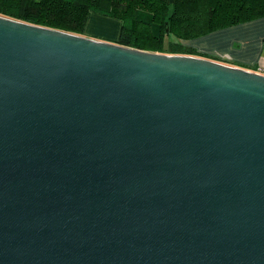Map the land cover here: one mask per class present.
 I'll list each match as a JSON object with an SVG mask.
<instances>
[{
  "label": "water",
  "instance_id": "water-1",
  "mask_svg": "<svg viewBox=\"0 0 264 264\" xmlns=\"http://www.w3.org/2000/svg\"><path fill=\"white\" fill-rule=\"evenodd\" d=\"M0 264H264V74L0 14Z\"/></svg>",
  "mask_w": 264,
  "mask_h": 264
},
{
  "label": "trees",
  "instance_id": "trees-1",
  "mask_svg": "<svg viewBox=\"0 0 264 264\" xmlns=\"http://www.w3.org/2000/svg\"><path fill=\"white\" fill-rule=\"evenodd\" d=\"M90 12L121 20L118 43L210 56L185 41L264 16V0H0V14L75 33Z\"/></svg>",
  "mask_w": 264,
  "mask_h": 264
},
{
  "label": "crops",
  "instance_id": "crops-1",
  "mask_svg": "<svg viewBox=\"0 0 264 264\" xmlns=\"http://www.w3.org/2000/svg\"><path fill=\"white\" fill-rule=\"evenodd\" d=\"M120 27L119 18L90 12L84 35L116 41ZM199 37L205 41L201 46L196 42L195 46L210 55L200 56L250 70L264 66V16L224 26Z\"/></svg>",
  "mask_w": 264,
  "mask_h": 264
},
{
  "label": "rangeland",
  "instance_id": "rangeland-1",
  "mask_svg": "<svg viewBox=\"0 0 264 264\" xmlns=\"http://www.w3.org/2000/svg\"><path fill=\"white\" fill-rule=\"evenodd\" d=\"M89 16V15H88ZM84 31H85V27H84V30L82 33L80 34H84ZM167 39V38H166ZM205 41V39L203 37H199V38H191V39H187L185 41V43H188V44H193L195 45L194 43L197 42V44H199L200 46L203 45V42ZM200 46H197V47H200ZM198 49V48H197ZM151 51V50H150ZM155 51H158V52H166V49H163V50H155ZM200 51V49H199ZM166 53H169V52H166ZM195 55H198V54H195Z\"/></svg>",
  "mask_w": 264,
  "mask_h": 264
},
{
  "label": "built area",
  "instance_id": "built-area-1",
  "mask_svg": "<svg viewBox=\"0 0 264 264\" xmlns=\"http://www.w3.org/2000/svg\"><path fill=\"white\" fill-rule=\"evenodd\" d=\"M255 71H257V72H260V73L264 74V66H263V65H259V66L256 68V70H255Z\"/></svg>",
  "mask_w": 264,
  "mask_h": 264
}]
</instances>
